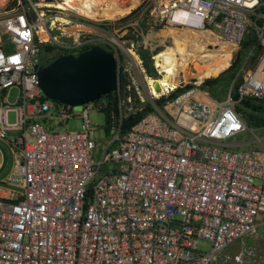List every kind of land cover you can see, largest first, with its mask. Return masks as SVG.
I'll return each mask as SVG.
<instances>
[{
    "label": "built area",
    "instance_id": "2783aa9c",
    "mask_svg": "<svg viewBox=\"0 0 264 264\" xmlns=\"http://www.w3.org/2000/svg\"><path fill=\"white\" fill-rule=\"evenodd\" d=\"M142 5V16L153 21L142 46L154 59V25L211 31L235 47L231 57L242 49L238 98L214 97L203 81L182 85L162 106L151 96L154 110L126 132L120 125L106 130L111 138L103 144L90 112L107 107L105 98L74 111L41 88L40 43L52 37L38 4L0 12V92L6 99L10 89L19 91L18 101L0 108V138L14 134L6 182L22 189L0 196V264H214L260 226L264 149L235 140L247 129L237 105L264 98V0H141L137 8ZM121 19L90 20L92 31H78L54 51L77 55L101 45L116 58L118 90L126 75L129 89L140 92V45L131 39L126 46L111 32ZM72 118L81 119L78 130L68 129ZM105 164L113 169L102 170Z\"/></svg>",
    "mask_w": 264,
    "mask_h": 264
},
{
    "label": "rangeland",
    "instance_id": "374dc122",
    "mask_svg": "<svg viewBox=\"0 0 264 264\" xmlns=\"http://www.w3.org/2000/svg\"><path fill=\"white\" fill-rule=\"evenodd\" d=\"M29 2H32L33 4H38L39 13H44V18L47 21V28L45 29L49 31V34L52 37V40L51 42H49V44L52 45L55 49H59L60 51L61 45L73 41L74 37L79 33L78 31H85V34L87 35L90 31L93 30L95 26L92 21L77 13L76 10L79 8L70 4L67 0H63L61 2H49L47 0H0V12L8 11L12 7L19 5V3ZM123 2L124 0L118 1V3ZM51 3L52 5H48ZM58 4H62L66 6V8L58 7ZM79 10L84 15H87L85 10ZM143 11L144 5L134 9L130 14L122 18L120 22L117 21L116 24L111 27V32L114 33L115 36L118 37L120 40L124 41V43H126V46L130 45L131 39L135 40L137 44L142 45L144 37H146L147 35V30L149 31V29L151 28L150 26L153 24V21H151L147 15L142 16ZM147 13H149V11H147L146 14ZM52 26L53 28L51 29ZM154 27L157 31L156 34H153V36L157 37L155 38L157 40L156 44L154 45H158L154 55L156 56L168 45H172L173 39L172 36L169 35V30L173 27H165L164 25H154ZM40 34L42 36H45V31L41 30ZM214 35L218 37L220 41H223L218 35ZM236 57L237 53H235L233 57H229L228 66L223 68L219 75L231 65V63L236 59ZM143 62L145 67V73H140V75H138L137 77L140 92L132 90L130 101L131 104L135 102L142 103L143 99L145 100V103H151V96L153 97L154 102L156 103V99L167 96L166 94H163V92H160L158 96H154L153 94H151V92H149L148 79L159 78L164 73H162L161 68L155 64V59L153 58V56H150L147 62H145L144 60ZM186 70L188 72L187 76L183 77L185 72L181 73L182 77L179 79L177 87L188 84L194 85L206 79L219 76L217 75L212 77L200 78V69L195 63H191ZM240 81L241 77L237 75V72L230 80L223 81V85L219 89L221 92L220 97L224 98L230 92L232 95L233 91H235V87L240 83ZM257 104L259 105L260 102H257ZM74 106V111L81 110V105ZM237 106L243 108V110L247 113V115L242 113L247 121L250 115L264 120V105L263 112L261 113L252 112L251 110L243 107L241 103H239ZM8 116L10 122H13L15 120L14 113L12 111H10ZM90 119L92 121V124L96 127L95 139L97 141L101 140V143L103 144L108 142L111 138V135H107L105 113L100 110L93 109L90 112ZM81 122L82 121L80 118H72L68 121L67 127L71 131L78 130L80 128ZM54 129L61 131L63 130V126H55ZM13 137L14 134L11 133L9 135V138L7 139L0 138V157H4V168L2 171L3 174L9 172V170L13 166L15 148L10 144V141H13ZM242 139H244L248 143L247 147L264 149V124L257 127L254 125H249L247 123L246 131L241 136L237 137L235 141L238 142ZM102 148L103 146H99V153L101 152ZM99 153L97 154L95 159H99ZM109 169H113V165L105 164L102 167V170ZM11 189L17 192H22V189L19 187L11 186ZM236 255L240 256V261L238 264H264V216L262 217L260 226L258 227L255 233L249 234L245 238L236 240L231 245H229L223 253L218 255L214 264H234L231 258L228 259V256L234 258Z\"/></svg>",
    "mask_w": 264,
    "mask_h": 264
},
{
    "label": "bare ground",
    "instance_id": "6f19581e",
    "mask_svg": "<svg viewBox=\"0 0 264 264\" xmlns=\"http://www.w3.org/2000/svg\"><path fill=\"white\" fill-rule=\"evenodd\" d=\"M70 4L86 11L84 15L79 9L77 13L89 20H118L136 9L141 0H124L118 3L116 0H67ZM48 5H52L48 4ZM58 7L66 8L62 4ZM65 21V20H64ZM172 45H168L155 57V64L164 73L161 77L148 79L151 86V94L158 96L167 89H175L181 73L185 72L191 63L198 65L200 78L217 76L228 66L229 57L235 47L220 41L211 31L193 28H170ZM219 42V43H218ZM201 63V64H200Z\"/></svg>",
    "mask_w": 264,
    "mask_h": 264
},
{
    "label": "water",
    "instance_id": "95a60500",
    "mask_svg": "<svg viewBox=\"0 0 264 264\" xmlns=\"http://www.w3.org/2000/svg\"><path fill=\"white\" fill-rule=\"evenodd\" d=\"M37 69L44 93L67 104L89 103L118 91L116 58L98 44L77 55H60Z\"/></svg>",
    "mask_w": 264,
    "mask_h": 264
},
{
    "label": "trees",
    "instance_id": "16d2710c",
    "mask_svg": "<svg viewBox=\"0 0 264 264\" xmlns=\"http://www.w3.org/2000/svg\"><path fill=\"white\" fill-rule=\"evenodd\" d=\"M49 2H61L63 0H47ZM30 19L33 21L36 19L35 13H31L29 15ZM247 43H244L243 46H246ZM55 48L49 43H40V51L42 57V64L47 65L56 59L58 55L55 51ZM138 51L145 62L150 58V53L148 50L144 49L142 45L138 46ZM243 50L241 49L237 53L236 59L231 63V65L222 72L217 77H212L203 81L202 85L209 90V92L217 98H221L220 88L223 85V81L230 80L237 72V69L240 64L241 54ZM147 64V63H146ZM240 84V83H239ZM239 84L235 87V91L232 93V97L234 99L238 98L237 89ZM129 80L126 75L120 76L119 81V90L116 92H110L106 95H103L101 98H105L107 100V107L101 109L102 112L105 113L106 116V130L110 132L114 127L121 126L123 132L128 131L133 125H135L140 118L147 114L148 112L154 110L152 103L145 102H135L131 104L129 99H131L132 89H129ZM187 87L193 86V84L186 85ZM182 90L181 87L176 88L172 91L168 96L161 97L156 99V103L159 106H162L168 99H171L175 95H177ZM257 102H260L258 105ZM241 104L243 107L251 110L252 112H263L264 99L258 98H246ZM237 111L243 116L242 113L247 115V113L243 110V108L237 106ZM244 117V116H243ZM245 118V117H244ZM246 122L249 125L261 126L264 124V120L259 119L258 117L249 116L248 121Z\"/></svg>",
    "mask_w": 264,
    "mask_h": 264
},
{
    "label": "crops",
    "instance_id": "0c3cea01",
    "mask_svg": "<svg viewBox=\"0 0 264 264\" xmlns=\"http://www.w3.org/2000/svg\"><path fill=\"white\" fill-rule=\"evenodd\" d=\"M5 100H7V102H9V103L18 101L19 100V91H18V89H16V88L10 89L6 99H4V93L0 92V108L7 104ZM12 112L14 113V119L16 120V114H15L14 111H12ZM14 155H15V152H14ZM13 164H14V159H13ZM3 168H4V157L2 156V157H0V176H1L0 196L1 197H7V196L10 195L12 189H11V186L6 182V180H7L8 175L10 174L11 170L13 169V166L11 167L9 172H7L6 174L2 173Z\"/></svg>",
    "mask_w": 264,
    "mask_h": 264
}]
</instances>
